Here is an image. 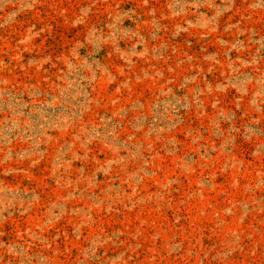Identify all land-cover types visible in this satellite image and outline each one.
Returning <instances> with one entry per match:
<instances>
[{"label": "rangeland", "instance_id": "rangeland-1", "mask_svg": "<svg viewBox=\"0 0 264 264\" xmlns=\"http://www.w3.org/2000/svg\"><path fill=\"white\" fill-rule=\"evenodd\" d=\"M0 264H264V0H0Z\"/></svg>", "mask_w": 264, "mask_h": 264}]
</instances>
